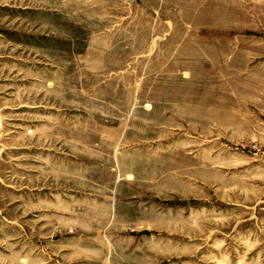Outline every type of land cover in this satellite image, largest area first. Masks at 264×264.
<instances>
[{
  "label": "rangeland",
  "instance_id": "rangeland-1",
  "mask_svg": "<svg viewBox=\"0 0 264 264\" xmlns=\"http://www.w3.org/2000/svg\"><path fill=\"white\" fill-rule=\"evenodd\" d=\"M0 264H264V0H0Z\"/></svg>",
  "mask_w": 264,
  "mask_h": 264
}]
</instances>
